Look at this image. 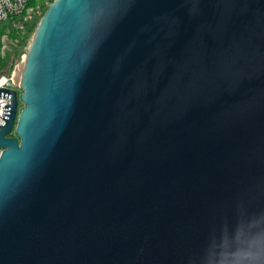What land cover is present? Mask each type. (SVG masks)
Listing matches in <instances>:
<instances>
[{
    "label": "water",
    "instance_id": "1",
    "mask_svg": "<svg viewBox=\"0 0 264 264\" xmlns=\"http://www.w3.org/2000/svg\"><path fill=\"white\" fill-rule=\"evenodd\" d=\"M20 90L0 264H264V0H53Z\"/></svg>",
    "mask_w": 264,
    "mask_h": 264
},
{
    "label": "built area",
    "instance_id": "2",
    "mask_svg": "<svg viewBox=\"0 0 264 264\" xmlns=\"http://www.w3.org/2000/svg\"><path fill=\"white\" fill-rule=\"evenodd\" d=\"M32 5L29 4V0H0V23L6 22L7 27L0 33V56L3 55L5 49L13 44L8 35L10 30L19 27L22 28V20L25 21L26 17H29L30 13H33ZM32 15L30 16V18ZM23 56L20 58L22 60ZM20 61L18 63H20ZM18 63L14 66L18 65ZM9 76H0V89H6L14 91L17 96L20 94V84H16L13 81V72ZM9 103V96L0 94V125L4 124V117ZM20 109L19 105L17 111ZM0 148V152H1Z\"/></svg>",
    "mask_w": 264,
    "mask_h": 264
},
{
    "label": "trees",
    "instance_id": "3",
    "mask_svg": "<svg viewBox=\"0 0 264 264\" xmlns=\"http://www.w3.org/2000/svg\"><path fill=\"white\" fill-rule=\"evenodd\" d=\"M42 0H29L30 5L35 3H41ZM44 11V8H43ZM42 12V11H41ZM45 12V11H44ZM43 12V13H44ZM42 13V14H43ZM38 16L33 18L29 22H22V31H14L12 29L11 36L14 40L13 44L9 45L4 51L3 55L0 56V76H9L14 69V66L20 61V56L26 50L29 41L31 40L32 34L34 33L38 25Z\"/></svg>",
    "mask_w": 264,
    "mask_h": 264
},
{
    "label": "rangeland",
    "instance_id": "4",
    "mask_svg": "<svg viewBox=\"0 0 264 264\" xmlns=\"http://www.w3.org/2000/svg\"><path fill=\"white\" fill-rule=\"evenodd\" d=\"M52 1H53V0H42L41 3H35V5H32L31 7L33 8V13H30V14H29V17H26L25 21H26V22H29V21L33 20L34 17L36 18L37 16H38V18L41 19L42 15H43L42 13L47 9V7L51 4ZM43 8H44V11H43ZM41 11H42V12H41ZM31 15H32V17L30 18ZM40 19L38 20V23H39ZM25 21L22 20V22H25ZM6 27H7V23H6V22L0 23V33H1ZM22 29H23V28L16 27V28H14L13 30H14V31H22ZM11 32H12V30H10L9 35H8V37H9L10 39H12V36L10 35ZM34 32H35V31H34ZM33 34H34V33H33ZM33 34H32V37H33ZM32 37H31V39H32ZM13 42H14V40L12 39V40H11V43H13ZM30 42H31V40L29 41V44H30ZM29 44H28L26 50L24 51V53L21 54L20 57L23 56V58H22V60L20 61V63H18V65L15 67L14 72H17V73H18L19 70L22 68V65H23L24 62H25L26 51H27V49H28V47H29ZM6 49H7V48H6ZM6 49H5V50H6ZM18 105H19V107H22L23 104L19 101V104H18Z\"/></svg>",
    "mask_w": 264,
    "mask_h": 264
},
{
    "label": "bare ground",
    "instance_id": "5",
    "mask_svg": "<svg viewBox=\"0 0 264 264\" xmlns=\"http://www.w3.org/2000/svg\"><path fill=\"white\" fill-rule=\"evenodd\" d=\"M23 67H24V64L22 65V68L19 70V72H13V81L16 83V84H20L21 82V77H22V72H23Z\"/></svg>",
    "mask_w": 264,
    "mask_h": 264
},
{
    "label": "clouds",
    "instance_id": "6",
    "mask_svg": "<svg viewBox=\"0 0 264 264\" xmlns=\"http://www.w3.org/2000/svg\"><path fill=\"white\" fill-rule=\"evenodd\" d=\"M21 108V107H20Z\"/></svg>",
    "mask_w": 264,
    "mask_h": 264
}]
</instances>
